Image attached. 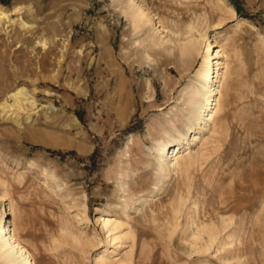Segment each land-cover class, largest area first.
Returning a JSON list of instances; mask_svg holds the SVG:
<instances>
[{
    "label": "rangeland",
    "instance_id": "obj_1",
    "mask_svg": "<svg viewBox=\"0 0 264 264\" xmlns=\"http://www.w3.org/2000/svg\"><path fill=\"white\" fill-rule=\"evenodd\" d=\"M135 2L151 23L128 0H0L1 224L36 264H264V0ZM192 33L224 76L167 171L158 146L205 104Z\"/></svg>",
    "mask_w": 264,
    "mask_h": 264
},
{
    "label": "bare ground",
    "instance_id": "obj_2",
    "mask_svg": "<svg viewBox=\"0 0 264 264\" xmlns=\"http://www.w3.org/2000/svg\"><path fill=\"white\" fill-rule=\"evenodd\" d=\"M128 11L130 12V15L132 16L134 20L133 22L136 25H139L137 27H142V25L144 26L146 23L152 22L148 14L144 12V10H142V8L135 2V0H128ZM232 13L235 14L234 11ZM192 30L193 29L190 28L189 31L192 32ZM183 48H184V52L190 53L192 51H197V50L199 52L200 50H202L203 52V63L200 65L196 74H198L200 79L203 81L201 86L203 90L205 91L204 97H203L205 104L202 106L201 118L198 121V126L193 132L190 133L189 137L186 140L184 139L186 142L178 141L177 142L178 144L172 148L171 152H169L171 147L167 149L164 143L158 146L157 151H158V154H160V157L162 158V153H165L166 158L170 159V161H167L165 159L166 160L165 170L167 171H172L171 168L175 166V159L171 160V158H174L180 154L179 146L181 144H185V145H188L189 143L194 144V142L197 141L199 138L198 137L199 130L205 129L206 127H208L209 123L212 121L215 110L217 108V103H218L219 94H220L217 83L220 82L221 76L222 75L224 76V73H222V71L220 72L221 66L224 65V62L220 61L221 57H223L222 51L216 50L213 54L214 58H212L211 43L205 37H201V35L195 36L192 33L183 42ZM19 94H20V91H17L16 93L13 94V96L17 98ZM192 94H194L193 97L195 98L196 96H199L200 98H202V95H200L198 92L191 93V95ZM200 98L198 99L197 97L198 100H200ZM193 100H191V103ZM200 103L201 101H198L196 104L198 108H201ZM191 107L193 108V106ZM187 164L189 163L187 162ZM178 213H176V215ZM229 218L231 219L232 217H229ZM229 218L227 219L226 216L221 217L220 223H221L222 230H224L228 226ZM1 221H2V218H1ZM1 221H0V224H1ZM117 226H118L117 224H115L114 222H111L109 219H105V218L102 219V227L107 229L108 231L115 230ZM10 227H11V222H10ZM10 227L8 226V224L0 225V261L4 262L5 264H36L34 260L32 259L30 253L28 252V250L25 249L23 245H21V243L14 236ZM213 228L214 227L209 229V227L206 225L203 226L202 229L197 228V230L199 229V231L197 234L195 233L196 235L194 234L195 235L194 241L201 240L203 237H207V242H212L215 239V237L219 234L218 230H215ZM196 251H198V249H196ZM98 263L105 264V257L99 258Z\"/></svg>",
    "mask_w": 264,
    "mask_h": 264
}]
</instances>
